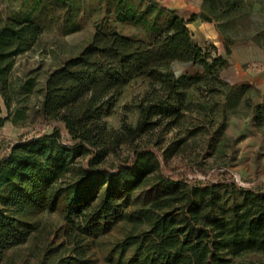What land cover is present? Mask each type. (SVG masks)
<instances>
[{
  "label": "trees",
  "instance_id": "trees-1",
  "mask_svg": "<svg viewBox=\"0 0 264 264\" xmlns=\"http://www.w3.org/2000/svg\"><path fill=\"white\" fill-rule=\"evenodd\" d=\"M9 2L8 13L0 10V126L24 114L11 109L14 97L34 85L33 78L13 77L17 56L44 31L68 34L88 20L94 29L81 50L49 75L41 113L52 130L18 140L0 159V262L36 229V222L24 220L36 209H58L65 220L60 244L69 245L70 255L63 264H95L91 249L118 221L129 227L106 248L107 264H231L241 253L264 252L263 187L225 177L189 179L164 165L156 148L142 140L161 125L178 124L189 107L187 89L202 84L223 93L216 131L224 129L228 100L251 87L221 77L237 40L229 31L245 15L243 5L264 0H201L189 18L156 0ZM196 18L216 23L224 54L193 39L187 23ZM263 38L264 26L240 39L264 47ZM174 62L200 69L176 74ZM137 76L149 87L136 103L135 122L108 127L103 115ZM252 118L264 123V96ZM122 146L131 152L121 156Z\"/></svg>",
  "mask_w": 264,
  "mask_h": 264
},
{
  "label": "rangeland",
  "instance_id": "rangeland-1",
  "mask_svg": "<svg viewBox=\"0 0 264 264\" xmlns=\"http://www.w3.org/2000/svg\"><path fill=\"white\" fill-rule=\"evenodd\" d=\"M10 0H0V10L6 14L12 8ZM245 15L237 28L231 29V35L237 40L231 45L230 65L221 70L223 80L237 85L248 82L251 87L235 92L228 100L226 125L220 128L223 93L213 92L208 85L189 87L186 102L189 107L184 111L180 122L165 129V125L155 128L142 140L148 141L160 154L164 165L173 167L189 179L201 181L231 178L243 186L264 188L259 179V164L264 154V123H254L252 114L254 104L264 96V84L259 85L256 76L264 71V47L255 40L240 39L251 35L264 26V2L243 5ZM197 6H191L196 8ZM180 9H183L180 7ZM189 9H185L187 12ZM199 26H187L195 39L204 44L213 43L224 54L223 35L214 21H197ZM94 26L91 20L72 33L57 34L54 30L44 31L37 43L28 51L17 56L12 69L13 77L20 82L34 79V85L27 94L14 97L11 109L19 107L24 114L13 123L10 120L0 126V159L10 146L20 139L31 135L50 132L52 126L42 119L41 101L51 72L66 58L77 54L89 40ZM132 28H124L128 33ZM215 35L211 36L210 33ZM206 38V39H204ZM264 43V38H263ZM172 68L176 74L184 71L195 72L200 67L190 62H174ZM245 74L233 79L232 72ZM240 73V74H241ZM149 87L148 80L137 76L129 81L117 97L111 109L103 115L108 127L117 128L122 121L134 123L138 109L136 103ZM7 109L1 103V114ZM131 152V147L122 146L123 156ZM24 220L37 224L28 238L21 244L5 251L0 264H63L70 255L69 245L60 244L63 240L61 228L65 220L58 209L49 211L36 209L24 215ZM129 226L118 221L109 234L102 238V244L91 249L95 264H107L103 256L106 248L116 238L122 236ZM264 261V252H244L233 257L231 264H260Z\"/></svg>",
  "mask_w": 264,
  "mask_h": 264
},
{
  "label": "crops",
  "instance_id": "crops-1",
  "mask_svg": "<svg viewBox=\"0 0 264 264\" xmlns=\"http://www.w3.org/2000/svg\"><path fill=\"white\" fill-rule=\"evenodd\" d=\"M156 1H158L162 5H165V6H168L171 8H175L178 11V13L180 15H182L184 18H189L192 13H197L200 10V6H201V0H156ZM191 6H197V7L191 8ZM180 7H182L183 9H180ZM185 9H189V10H187V12H185ZM197 21L202 22L201 19L196 18V19L188 22L187 25L189 23H194V24H192L193 25L192 27H195V25L199 26ZM191 33H192V31H191ZM210 35L213 36L215 34L211 32ZM192 37L197 43L204 44V43H201L200 41L196 40L195 36L193 34H192ZM204 39H206V38H204ZM217 49H218V52H220L219 48H217ZM240 73L235 71V72H232L230 75L233 79H236L238 77L241 79L242 76L244 77L245 74H243V73L240 74ZM256 79L260 83L259 85H261V84L263 85L264 84V71L259 72L256 76ZM259 169H260L259 173H258L259 179L264 181V154H263L262 160L259 164ZM262 187H263V185H262Z\"/></svg>",
  "mask_w": 264,
  "mask_h": 264
},
{
  "label": "built area",
  "instance_id": "built-area-1",
  "mask_svg": "<svg viewBox=\"0 0 264 264\" xmlns=\"http://www.w3.org/2000/svg\"><path fill=\"white\" fill-rule=\"evenodd\" d=\"M240 185V184H239Z\"/></svg>",
  "mask_w": 264,
  "mask_h": 264
}]
</instances>
